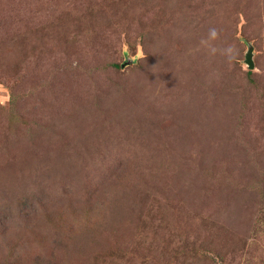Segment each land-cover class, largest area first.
I'll list each match as a JSON object with an SVG mask.
<instances>
[{
    "label": "rangeland",
    "instance_id": "1",
    "mask_svg": "<svg viewBox=\"0 0 264 264\" xmlns=\"http://www.w3.org/2000/svg\"><path fill=\"white\" fill-rule=\"evenodd\" d=\"M0 264H264V0H0Z\"/></svg>",
    "mask_w": 264,
    "mask_h": 264
},
{
    "label": "water",
    "instance_id": "2",
    "mask_svg": "<svg viewBox=\"0 0 264 264\" xmlns=\"http://www.w3.org/2000/svg\"><path fill=\"white\" fill-rule=\"evenodd\" d=\"M245 62L248 64V66L250 68L254 67V61H253V58H252V47L251 46L249 47V50L246 53Z\"/></svg>",
    "mask_w": 264,
    "mask_h": 264
}]
</instances>
